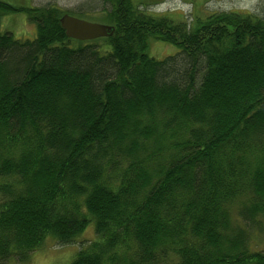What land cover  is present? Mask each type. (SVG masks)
Masks as SVG:
<instances>
[{
	"label": "trees",
	"instance_id": "obj_1",
	"mask_svg": "<svg viewBox=\"0 0 264 264\" xmlns=\"http://www.w3.org/2000/svg\"><path fill=\"white\" fill-rule=\"evenodd\" d=\"M103 1L113 33L77 40L60 7L0 0V264L91 223L69 264H264V15Z\"/></svg>",
	"mask_w": 264,
	"mask_h": 264
},
{
	"label": "rangeland",
	"instance_id": "obj_2",
	"mask_svg": "<svg viewBox=\"0 0 264 264\" xmlns=\"http://www.w3.org/2000/svg\"><path fill=\"white\" fill-rule=\"evenodd\" d=\"M32 6L55 5L73 16L100 23H107L101 17V8H108L109 3L103 0H9ZM140 8L154 13H170L177 19L189 22L192 17L204 18L213 12L250 11L264 15V0H133ZM110 24V23H107ZM3 30L11 31L14 36L32 38L35 33L34 24L23 14H6L1 22ZM169 43L155 39L147 41L146 52L156 58L164 57L175 51ZM165 54V55H164ZM264 226V219L262 221ZM93 224H89L79 238L70 244L61 245L53 239H48L42 247L32 251L26 262L12 264H69L79 247H84L95 238ZM264 229V228H263ZM91 232V233H90ZM263 236V232H261ZM261 236V237H262ZM258 240H262L259 238ZM258 247H264V241ZM59 249V250H58Z\"/></svg>",
	"mask_w": 264,
	"mask_h": 264
},
{
	"label": "water",
	"instance_id": "obj_3",
	"mask_svg": "<svg viewBox=\"0 0 264 264\" xmlns=\"http://www.w3.org/2000/svg\"><path fill=\"white\" fill-rule=\"evenodd\" d=\"M60 25L66 36L77 40L105 37L111 35L114 31V26L111 24L85 20L68 13L61 15Z\"/></svg>",
	"mask_w": 264,
	"mask_h": 264
},
{
	"label": "bare ground",
	"instance_id": "obj_4",
	"mask_svg": "<svg viewBox=\"0 0 264 264\" xmlns=\"http://www.w3.org/2000/svg\"><path fill=\"white\" fill-rule=\"evenodd\" d=\"M165 55V54H164ZM7 66V65H6ZM44 138V137H43ZM158 169V168H157ZM168 169V168H167ZM197 185V184H196ZM208 213V212H207ZM91 233V232H90ZM123 249V248H122ZM59 250V249H58ZM115 251V250H114Z\"/></svg>",
	"mask_w": 264,
	"mask_h": 264
}]
</instances>
